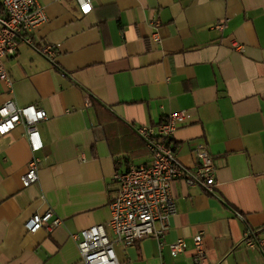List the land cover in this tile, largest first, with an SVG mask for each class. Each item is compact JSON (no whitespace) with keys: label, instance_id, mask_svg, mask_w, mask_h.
<instances>
[{"label":"crops","instance_id":"crops-1","mask_svg":"<svg viewBox=\"0 0 264 264\" xmlns=\"http://www.w3.org/2000/svg\"><path fill=\"white\" fill-rule=\"evenodd\" d=\"M38 2L48 21L36 47L21 43L5 60L13 92L0 81V106L45 110L44 148L39 181L26 188L25 130L0 136V264H85L72 236L110 219L117 170L150 161L137 129L179 111L188 116L172 138L180 164L195 171L204 147L216 186L177 180L163 248L155 238L117 244L119 264H195L200 233L207 264H264V250L245 244L247 231L264 241V0H92L87 16L75 0ZM47 44L53 61L39 51ZM48 209L62 225L29 234L27 220ZM178 239L188 249L174 257Z\"/></svg>","mask_w":264,"mask_h":264},{"label":"built area","instance_id":"built-area-1","mask_svg":"<svg viewBox=\"0 0 264 264\" xmlns=\"http://www.w3.org/2000/svg\"><path fill=\"white\" fill-rule=\"evenodd\" d=\"M79 12L87 16L93 11L92 0H75ZM87 7V11L85 10ZM48 21L45 9L38 0H0V81L13 92V82L5 68V60L15 56L20 44L36 47L34 35ZM226 21L216 28L223 31ZM232 49L243 53L245 47L234 41ZM43 56L53 61L56 56L51 44L39 47ZM89 106L92 102L88 103ZM186 111L170 114L161 124L142 126L138 134L147 142L150 161L146 165L128 164L117 170L113 181L117 191L110 204V219L74 234L81 258L85 264H119L115 245L130 246L146 238H155L163 248L162 238L169 230L171 218L176 214V198L173 185L184 180L188 186H202L212 193L216 186L217 168L211 154L201 147L196 151L198 166L195 171L185 169L179 161L178 150L172 138L178 128L186 122ZM48 120L47 112L35 105L19 107L9 99L0 106V136L12 133L17 127L25 130L26 140L32 153L26 173L21 181L28 188L39 181L40 152L44 143L40 124ZM62 225V219L52 210L33 214L25 223L29 234L42 229L52 233ZM195 264H207L203 234L193 237ZM245 244L253 250H264V241L251 232L245 233ZM172 256L176 257L188 249L184 239L168 244Z\"/></svg>","mask_w":264,"mask_h":264},{"label":"snow or ice","instance_id":"snow-or-ice-1","mask_svg":"<svg viewBox=\"0 0 264 264\" xmlns=\"http://www.w3.org/2000/svg\"><path fill=\"white\" fill-rule=\"evenodd\" d=\"M85 10L87 11V7H85Z\"/></svg>","mask_w":264,"mask_h":264},{"label":"water","instance_id":"water-1","mask_svg":"<svg viewBox=\"0 0 264 264\" xmlns=\"http://www.w3.org/2000/svg\"><path fill=\"white\" fill-rule=\"evenodd\" d=\"M232 211V210H231ZM263 252V251H262Z\"/></svg>","mask_w":264,"mask_h":264}]
</instances>
